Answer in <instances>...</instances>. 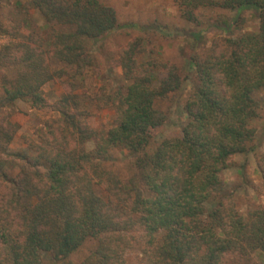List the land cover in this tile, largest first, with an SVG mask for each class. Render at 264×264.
Wrapping results in <instances>:
<instances>
[{"label": "trees", "instance_id": "obj_1", "mask_svg": "<svg viewBox=\"0 0 264 264\" xmlns=\"http://www.w3.org/2000/svg\"><path fill=\"white\" fill-rule=\"evenodd\" d=\"M18 4L20 12L36 10L52 26L48 36L37 33L33 44L25 41L15 51L0 52V154L9 153L15 135L7 106L21 99L36 108L46 107L42 85L55 77L60 80L65 66L73 68L75 78L85 66L95 64L87 41L101 39L119 25L116 11L100 0ZM177 4L181 17L195 25L207 21L198 16L205 9L235 11L232 20L224 21L228 32L244 21L246 10L258 13L260 25L240 37H225L228 52H216L219 41L205 56L194 52L185 75L184 69L173 67L155 88L140 75L132 47L121 50L126 78L132 83L112 91L103 87L93 98L101 108L115 107L119 113V124L107 135L90 127L81 94L66 91L59 102L60 120L31 146L35 154L24 159V170L14 177L0 172V239L6 247L0 264H43V254L66 261L93 238L99 245L82 264H126L127 247H139L145 254L139 264H224L228 252L248 257L264 251V205L240 212L220 175L234 164L233 156L257 149L253 122L260 117L257 93L264 91V0H177ZM213 26L219 25L214 21L206 28ZM202 33L194 31L191 37ZM57 62L61 68L53 66ZM190 70L194 93L186 105L181 135L150 146L152 130L167 119L156 102L178 89ZM73 126L77 133L69 132ZM90 138H95V147L86 151L77 145ZM109 147L133 155L134 170L127 181L104 165ZM84 160L85 189L81 194L76 188L78 200L71 201V196L59 193L62 178L69 170L74 174L83 169ZM257 163L262 184L255 189L264 194V153ZM28 167L40 183H45L46 174L54 180L59 195L47 194L35 206L31 199L23 200L31 196L24 176ZM100 182L109 193L107 201L96 192ZM137 227L144 230L140 237L134 234Z\"/></svg>", "mask_w": 264, "mask_h": 264}, {"label": "rangeland", "instance_id": "obj_2", "mask_svg": "<svg viewBox=\"0 0 264 264\" xmlns=\"http://www.w3.org/2000/svg\"><path fill=\"white\" fill-rule=\"evenodd\" d=\"M25 0H0V52L7 48L17 50L22 43L30 41L33 44V38L37 33L48 36L51 24L36 10L29 12H20L21 4ZM101 3L111 6L117 13L118 27L104 35L101 39L87 41V47L94 57L95 64L85 66L82 74L72 77L74 70L72 67L65 66L66 73L59 80L58 77L45 82L41 87L42 96L45 98L46 107L36 108L30 101L18 99L7 106L10 112L12 126H15V135L9 146V153L0 154V172L8 173L11 176H17L26 164L24 159L35 154L32 145L39 144L41 134L48 131V126L57 122L61 118V108L59 102L63 94L68 90H74V93L81 94L83 109L87 113V120L91 128L97 133L107 135L111 129L119 124V113L115 107H100L93 99L103 87L106 91H112L119 86L128 87L132 81L128 80L125 74V68L121 62V50L130 45L134 51L133 58L140 65L141 74L150 79L152 88L167 77V73L173 67L184 69L191 67L189 59L194 52H199L201 56L207 55L211 48L216 45V52L230 50L224 45L225 37L241 35L254 32L260 25L258 13L254 10L242 12L244 21L235 28L233 32L226 31L225 19L232 20L236 12L233 10L205 9L198 11L199 18L207 21L201 25L186 22L180 14L177 0H100ZM211 20V21H210ZM217 27H208L214 22ZM223 28V29H222ZM203 30L202 36L191 37L194 31ZM194 39V40H193ZM26 41V42H25ZM197 41V42H194ZM46 48L49 45H44ZM196 49V50H194ZM198 50V51H197ZM120 56V58H119ZM54 67L61 68L57 62ZM53 70V68L51 67ZM54 71V70H53ZM193 72L182 81L178 89L171 90L156 102V107L166 114L165 123L152 130L150 146L155 147L164 139L180 136L182 127L187 121L186 105L194 93ZM62 80V81H61ZM72 80V82L70 81ZM78 84V86L76 85ZM76 85V87L70 88ZM75 88V89H74ZM127 90V89H126ZM125 90V91H126ZM260 100V117L254 120L253 126L256 127L255 152L248 154H238L233 156V165L225 168L221 172V178L224 181L225 192H232V199L239 208L240 212L248 213V208L264 205V194L258 193L255 187L262 184V177L258 172V160L264 153V91L257 93ZM69 132L77 133V128L72 127ZM98 136V135H95ZM102 136V135H101ZM79 146L93 148L96 145L95 138L89 141L84 139ZM72 148L75 144L71 143ZM109 160L105 166L111 169L122 180L127 181L134 170L133 155L127 150L119 147H109ZM81 160V159H80ZM83 161V159L81 160ZM83 168L73 174L68 171L63 175L64 183L60 187L64 195L71 196V201H77V190L83 194V180L87 178L88 166L86 162ZM106 168V169H107ZM31 168L28 167L27 186L31 196H25L31 199L33 206L37 205L48 195H59L54 191V187L59 185L46 174L47 180L42 184L31 176ZM61 179V180H62ZM253 185V186H252ZM97 194L108 200V191L104 182H100L96 187ZM145 194L147 192L145 191ZM54 197V198H55ZM18 206V205H17ZM10 206L12 210H19L21 206ZM17 208V209H16ZM23 210V209H20ZM124 215V214H122ZM125 216L122 219L126 220ZM126 227V226H124ZM12 231V230H10ZM143 228L137 227L135 235L141 236ZM128 239L131 234L125 231L120 232ZM161 235H157L160 238ZM99 242L93 238L85 241L77 250L72 252L66 261L74 264H82L83 261L98 247ZM6 255V247L0 239V257ZM145 254L139 247L125 248L124 257L126 264H139ZM43 264H63L61 259H54L49 254L42 255ZM224 264H264V251L252 253L248 257L237 252H228L223 257Z\"/></svg>", "mask_w": 264, "mask_h": 264}]
</instances>
